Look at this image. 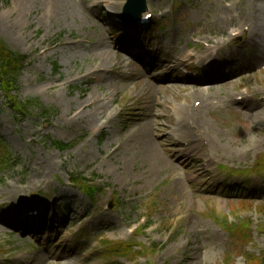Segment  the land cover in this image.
<instances>
[{
    "label": "rangeland",
    "instance_id": "1",
    "mask_svg": "<svg viewBox=\"0 0 264 264\" xmlns=\"http://www.w3.org/2000/svg\"><path fill=\"white\" fill-rule=\"evenodd\" d=\"M126 1L117 0L118 10L114 11L118 15ZM83 2L89 10L100 6L93 19L75 0H65L54 11L52 0H0V38L13 53L27 58L19 80L18 99H36L56 114L48 119L42 116V121L32 117L14 119L12 108L3 102L0 93V141L9 146L19 161L0 173V204H15L8 197L13 186L24 198L21 207L34 201L37 203L33 205H41L49 192L66 187L77 197L82 212L91 206L89 215L81 214V219L86 221L81 235L74 238V225L71 230L74 239L68 242V237L62 241L69 244V250L73 248L72 253H77L71 257L75 259L55 262L43 257L41 260L43 248L37 239L7 230L0 231V264H246L238 253L241 245L220 227L225 219L229 225L237 226L239 233L243 227L247 232L251 222L253 241L246 247L250 254L260 255L264 251V179L256 175L250 180L249 190L255 193L252 198L249 191L233 196L232 189L226 195L223 186L246 184V179L226 176L222 167L253 168L264 157L262 111L260 117H253L236 108L227 112L214 110L205 116L210 126L189 132L177 147L183 149L185 143L190 145L198 136L200 140L195 142V147L201 153L195 149L190 153L196 161L179 164L173 158L168 159V145L176 141V134L170 133L178 125L175 107L186 104L187 109L191 103L205 100L190 95L191 90H200L202 86L177 84L160 77V81H152L148 77L152 75L150 68L141 79V67L131 58L124 57L126 61L122 62L123 54L116 57L108 71L92 77L91 73L101 62L96 57L95 44L106 43L115 52H121V45L115 44L111 35L102 33L99 25L107 19V9L114 7L111 4L114 1ZM253 2L261 11L257 19L261 29L253 37L256 42L253 47L247 44L246 50L238 51L240 59L253 57L254 65H238L232 75L223 72V78L236 81L222 90V94L210 98L223 102L222 98L229 94L241 92L260 96L259 92L264 94V0H148L157 23L149 34L151 38L162 39L164 58L171 66L177 58L186 57L188 49L183 51V48L189 44L190 36L229 40L238 30L244 31L248 21L241 20L238 24L237 19L252 9ZM220 10L226 12L222 19L217 18ZM127 69H134L138 75L131 82L125 77ZM97 78L102 81L99 88ZM173 83L178 87H171ZM154 87L159 89L153 97ZM94 105L98 107L95 109ZM156 113V120L147 119ZM145 122L156 123V141L166 163H154L144 154H137V137L127 138L129 133L142 129ZM211 138L220 142L212 151ZM53 141L71 146L62 152ZM207 168H211V173L204 172ZM72 176L102 185L103 192H98L90 202L72 186ZM33 198L37 199L31 201ZM244 200L252 206H246ZM200 201L205 204V210L199 213L196 205ZM111 204L115 209L107 214L113 228L98 231L95 212ZM212 216L219 219L214 221ZM141 217L147 218L143 226L150 224V227L129 234L128 229L139 225ZM99 232L108 235L99 236ZM115 241L142 244L146 252L139 259L129 253L109 260L101 249L105 242ZM231 251L234 254L228 255Z\"/></svg>",
    "mask_w": 264,
    "mask_h": 264
},
{
    "label": "bare ground",
    "instance_id": "2",
    "mask_svg": "<svg viewBox=\"0 0 264 264\" xmlns=\"http://www.w3.org/2000/svg\"><path fill=\"white\" fill-rule=\"evenodd\" d=\"M113 1H114V3H111V4L114 5L115 8L114 7H111V8H112L113 11L114 10L117 11L118 10V4L116 3L117 0H113ZM64 2H65V0H52V3L54 5V7H55V8H53V11L58 8L59 4L62 5ZM259 12H261V11L259 10V8L257 6L254 5V2H253L252 9L249 10L247 13H245V16L243 18L241 17V18L237 19V22H240L241 20H246V21L249 22V24L251 25V29H250V34L251 35H255L257 33V31L261 29V26L258 24V21H257ZM113 13H115V12H113ZM222 14H226V12L223 11V10H220L219 13L217 14V18L218 19H222ZM239 15L240 14H238L237 17ZM241 23L242 22H240L238 24H241ZM105 32L109 33L108 30L102 29V33H105ZM95 46L97 47V51H98L96 57L100 58V60H101L100 64L98 65V68L96 67V69H98V70H102L103 69L104 71H107L115 63L116 57L119 54V52H117V53L114 52L113 47L107 45L106 43H104L103 45L100 44V43H97ZM214 51H216V50H214ZM251 64H253V62H251ZM225 87L226 86L223 85L221 87H216V88L215 87H211V88H207V89H200V90H196L194 92H191V95L193 97H197V96L201 97L202 96L204 98H206V97L208 98L207 107H206V113H207V112L212 111L214 109L213 106L210 104V96H212L214 94L215 95L216 94H218V95L222 94V90ZM115 89H116V87H115ZM215 89H218V91L215 92ZM152 93H153L152 95L154 97L155 94L158 93V87H154ZM239 96H236V97H239ZM241 96L245 97L244 94L241 95ZM225 100L230 102L231 101V97H229V96L227 97L226 96ZM96 104H98V103H96ZM97 107H98V105H94L95 109ZM185 107H186V104L179 105V106L175 107V115L177 116L179 123H181L184 119H186V122L188 124V120H189L190 116H188V108L185 109ZM259 108L260 107H256V108H252V109H246L245 111H246V113L248 115L249 114H253L255 117H260L262 115L261 111L263 109H259ZM154 116H157V114H155ZM154 116H153V118H154ZM189 125L192 126V127H195L197 130H204L208 126H210L209 122L202 115L196 117V123H194V125L193 124L192 125L189 124ZM143 126L144 127L142 129L129 133L127 135V138H132V140H133L134 137H137L136 138V140L138 142V144L136 146L137 147V154H139V155L140 154H144L148 160H152V161H154V163H162V162L166 163L165 157L159 151L160 145L158 144V142L156 141V139H155V137L153 135L154 125L152 123L145 122L143 124ZM150 131H151V133H150ZM189 131L190 130L189 129L187 130L185 128V126L178 127V129L175 128L173 130V132L177 134L178 139L179 138L182 139V138L187 137ZM134 134H135V136H134ZM219 143L220 142L218 140H214L213 141L212 138H211L210 150L211 151L212 150H216L219 147ZM187 152H189V150L186 151V154H187ZM204 152L205 151H202V154ZM133 155H135V154H133ZM10 189H11V193L13 191H18L14 186L10 187ZM13 197L16 198V195H13ZM39 257L42 260L41 256H39ZM37 262H41V261L37 260Z\"/></svg>",
    "mask_w": 264,
    "mask_h": 264
},
{
    "label": "trees",
    "instance_id": "3",
    "mask_svg": "<svg viewBox=\"0 0 264 264\" xmlns=\"http://www.w3.org/2000/svg\"><path fill=\"white\" fill-rule=\"evenodd\" d=\"M23 61L24 60L20 55L13 54L3 40L0 39V85L4 92H6V88L9 87L10 90H16V80L23 69ZM25 109L31 110L34 109V107H32L31 104H28L25 106ZM57 146L67 148L60 143L57 144ZM110 251L120 252V246H113L110 248ZM261 261L260 263L264 264V260Z\"/></svg>",
    "mask_w": 264,
    "mask_h": 264
}]
</instances>
